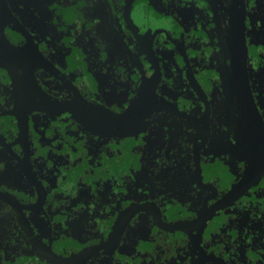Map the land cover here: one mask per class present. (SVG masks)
Returning <instances> with one entry per match:
<instances>
[{"label": "flooded vegetation", "instance_id": "flooded-vegetation-1", "mask_svg": "<svg viewBox=\"0 0 264 264\" xmlns=\"http://www.w3.org/2000/svg\"><path fill=\"white\" fill-rule=\"evenodd\" d=\"M0 264H264V0H0Z\"/></svg>", "mask_w": 264, "mask_h": 264}, {"label": "water", "instance_id": "water-1", "mask_svg": "<svg viewBox=\"0 0 264 264\" xmlns=\"http://www.w3.org/2000/svg\"><path fill=\"white\" fill-rule=\"evenodd\" d=\"M244 59H245V56H244Z\"/></svg>", "mask_w": 264, "mask_h": 264}]
</instances>
